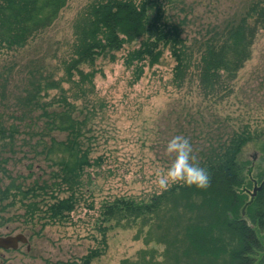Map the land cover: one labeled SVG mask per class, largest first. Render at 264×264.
Segmentation results:
<instances>
[{
	"label": "trees",
	"instance_id": "1",
	"mask_svg": "<svg viewBox=\"0 0 264 264\" xmlns=\"http://www.w3.org/2000/svg\"><path fill=\"white\" fill-rule=\"evenodd\" d=\"M234 1L224 19L203 21L198 0H92L72 24L73 41L59 79L58 68L30 60L20 84L11 88L15 64L2 67L0 226L21 222L42 231L64 225L92 192L90 170L101 166V158L92 157L93 125L104 108L90 97L97 61L115 62L116 53L138 42L123 58L133 83L168 52L176 89L196 86L212 105L229 98L258 33L264 32V0ZM67 2L0 0V55L22 50L46 33ZM209 117L200 112L201 130L193 143L196 163L210 176L206 190L177 184L148 198L104 200L96 218L98 236L91 237L94 247L55 264H92L106 253L109 232L134 227V239L146 248L119 264H264V181L248 199L242 190L249 191L252 181L239 162L257 133L248 124L229 129L230 121L241 123L229 114ZM18 153L29 161L26 170L36 164L45 177L13 174ZM14 207L20 213L9 216Z\"/></svg>",
	"mask_w": 264,
	"mask_h": 264
},
{
	"label": "rangeland",
	"instance_id": "2",
	"mask_svg": "<svg viewBox=\"0 0 264 264\" xmlns=\"http://www.w3.org/2000/svg\"><path fill=\"white\" fill-rule=\"evenodd\" d=\"M91 1L68 0L46 33L22 50L0 55V70L15 64L11 88L20 84L21 71L30 60L42 59L47 68L59 69L55 75L57 79L62 76L60 63L66 58L73 41L72 24ZM198 1L197 15L203 21H220L235 6L234 0ZM137 45L138 42L125 46L116 53L115 62L99 60L95 65L97 75L90 97L97 106L102 103L104 108L93 125L95 147L92 157L101 158V166L90 170L94 185L92 192L71 214V221L64 225L46 226L42 231L40 225L31 227L21 222L0 226V234L22 232L29 239L28 248L23 245L12 253L13 259L8 264H55L85 255L94 247L91 237L98 236L95 226L100 204L116 197L148 198L159 194L156 174L165 172L172 159L165 155L166 144L172 137L182 135L193 146L197 140L195 136L201 130L200 112H204L207 119H211V113L217 112L223 117L229 114L241 121H230L229 129L248 124L250 130L257 133V140L247 144L239 157L245 179L252 181L251 187L247 188L249 191L243 189L242 192L250 199L253 190L264 181V32L258 33L250 60L238 72L233 93L218 105L204 100L196 86L186 83L182 89H176L171 84L174 62L168 52L164 53L159 65L145 67L141 79L133 83L132 69L124 66L123 58ZM63 88L67 90L69 85L63 84ZM21 156L18 153L16 158L20 161L10 166L13 174L29 175L33 172V178L45 177L43 168L36 164L32 170H26L29 161ZM16 210L17 207L11 209L9 216L20 213ZM33 228L35 233L32 235ZM136 232V227L109 232L106 253L92 264H119L123 259L134 258L138 250L146 248L142 240L134 239Z\"/></svg>",
	"mask_w": 264,
	"mask_h": 264
},
{
	"label": "clouds",
	"instance_id": "3",
	"mask_svg": "<svg viewBox=\"0 0 264 264\" xmlns=\"http://www.w3.org/2000/svg\"><path fill=\"white\" fill-rule=\"evenodd\" d=\"M165 155L172 159L165 172L156 174V184L161 192L177 184L200 190L210 186L209 173L196 163L193 146L188 138L182 135L172 137L166 144Z\"/></svg>",
	"mask_w": 264,
	"mask_h": 264
},
{
	"label": "water",
	"instance_id": "4",
	"mask_svg": "<svg viewBox=\"0 0 264 264\" xmlns=\"http://www.w3.org/2000/svg\"><path fill=\"white\" fill-rule=\"evenodd\" d=\"M255 191H256V189L253 190V195H254ZM28 242H29V239L22 232L14 234L12 236L0 237V245H2L4 247H6V245H9L13 249H15L16 245L19 243L24 244V245L25 244L28 245Z\"/></svg>",
	"mask_w": 264,
	"mask_h": 264
},
{
	"label": "flooded vegetation",
	"instance_id": "5",
	"mask_svg": "<svg viewBox=\"0 0 264 264\" xmlns=\"http://www.w3.org/2000/svg\"><path fill=\"white\" fill-rule=\"evenodd\" d=\"M7 236H12V235L9 233L0 234V237H7ZM23 245L24 244L19 243L16 245L15 249L11 248L9 245H6V247L0 245V264H8L10 261H12L13 258L11 257V254L17 252ZM26 246L28 247V245Z\"/></svg>",
	"mask_w": 264,
	"mask_h": 264
}]
</instances>
